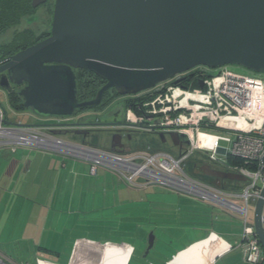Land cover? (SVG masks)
Returning a JSON list of instances; mask_svg holds the SVG:
<instances>
[{
  "label": "water",
  "instance_id": "obj_1",
  "mask_svg": "<svg viewBox=\"0 0 264 264\" xmlns=\"http://www.w3.org/2000/svg\"><path fill=\"white\" fill-rule=\"evenodd\" d=\"M45 1L32 0V7ZM224 66L264 74V0H55L48 37L0 59V90L18 88L23 109L34 117L72 120L101 105L109 91L136 96L196 68ZM76 71L103 83L93 99L79 102ZM84 125L57 126L83 135L78 130ZM169 139L180 144L176 134ZM120 140L113 131L111 150L122 147ZM204 176L243 181L218 171ZM263 203L264 188L253 211L264 253ZM153 245L151 233L143 259Z\"/></svg>",
  "mask_w": 264,
  "mask_h": 264
},
{
  "label": "built area",
  "instance_id": "obj_2",
  "mask_svg": "<svg viewBox=\"0 0 264 264\" xmlns=\"http://www.w3.org/2000/svg\"><path fill=\"white\" fill-rule=\"evenodd\" d=\"M210 70L199 67L130 96L136 100L124 109L122 123L112 126L113 131L132 138V143L119 152L64 141L52 133L70 130L57 126L60 120L47 127L28 125L17 121L19 115H28L8 112L1 104L0 148L11 152L18 148L55 152L89 163L91 175L101 167L130 187L156 186L222 208L241 223L237 247L243 260L263 264L264 253L255 234L253 211L264 188V74L235 66L217 68L215 73ZM143 134L155 136L160 144L170 141V134H176L180 144H170L171 149L166 150L136 143L134 139ZM195 158L191 173L188 166ZM195 164L219 167L220 172L238 175L243 181L217 178L214 179L218 184L205 181L197 176ZM261 223L264 229V203ZM212 236L221 240L214 234L208 238ZM223 243L225 249L221 254L232 249ZM122 249L124 246L110 243L91 247L76 243L67 264H102L107 250L116 257ZM95 250L97 256L92 255ZM127 250L125 264L133 255L131 248ZM0 264L11 263L0 256ZM33 264L57 263L36 257Z\"/></svg>",
  "mask_w": 264,
  "mask_h": 264
},
{
  "label": "crops",
  "instance_id": "obj_3",
  "mask_svg": "<svg viewBox=\"0 0 264 264\" xmlns=\"http://www.w3.org/2000/svg\"><path fill=\"white\" fill-rule=\"evenodd\" d=\"M5 100L7 102V97ZM6 111L11 110L8 107ZM84 126L93 127L94 132L107 131L108 127L105 124ZM75 132L77 130H64L56 136L74 144L96 145V136L91 139L89 136L84 141L83 136ZM103 144L96 146L108 149L110 144L107 140ZM112 174L111 171L99 167L96 174L91 175L89 163L55 152L27 148H18L11 152L0 148V245L33 246L37 257L45 259L44 256L51 254L57 260L60 253L57 248L53 249L56 238L58 243L67 239L71 242L72 249L76 243L85 244L87 247L110 243L131 248L133 251L130 244L112 243L111 236L114 233L112 235L111 232V209L115 210L114 217L117 212H121L122 209L118 207L123 202L121 191L114 190L110 195L109 190L105 189L109 177L115 181L116 177ZM183 207L185 209L180 212L184 213L185 219L182 221L186 220V227L179 226L186 231L184 233L179 228L183 235L178 232L179 236L176 237L178 246L183 245L173 252L186 250V264H245L242 252L237 247L241 239L240 230L218 234L215 228L224 227L222 222L208 218L205 211L192 209L187 200ZM156 231L151 232L154 235L153 248L157 244ZM210 234L216 235L222 241L214 236L208 238ZM223 242L231 245L232 249L221 254L225 249ZM163 250L159 251L162 253ZM69 252L72 254V250ZM175 254L171 253L173 257L163 260V264L171 262ZM219 254L221 255L218 256ZM46 260L56 263L54 260Z\"/></svg>",
  "mask_w": 264,
  "mask_h": 264
},
{
  "label": "rangeland",
  "instance_id": "obj_4",
  "mask_svg": "<svg viewBox=\"0 0 264 264\" xmlns=\"http://www.w3.org/2000/svg\"><path fill=\"white\" fill-rule=\"evenodd\" d=\"M51 7L52 8L50 12H48L46 8L36 10L31 15V17L23 19L20 25L13 27L6 31L4 34L0 35V45L9 43L13 37L26 29L31 30L36 35L49 34L52 24L53 1ZM210 71L211 73H215L217 70L213 69ZM0 94H2V96L0 95V104L8 109L7 102L1 90ZM123 98L124 97H119L102 112L83 113L79 116L74 117L73 120H75L76 123H78V121L80 120L82 124H105L109 127L119 125L124 119V110L122 103ZM25 113H27L26 115L28 116L26 117L19 115L17 121L20 120L22 123L34 126L48 124L47 120L45 119L33 117L30 112ZM11 117L15 119L12 115ZM99 128L103 129L101 127ZM94 136H96L94 138V142L96 143V145L103 146V142H105L106 140L110 144L112 132H109V130L93 132L91 133L90 139ZM134 140L137 141L136 143H148L157 145L166 150L171 149L170 141H167L165 144H160L155 136L149 134L138 135ZM124 143L125 145H127L128 143H132V141ZM128 147L129 146H127L126 149H129ZM194 160H196V158ZM188 168L190 172L193 171V166L191 164H189ZM114 176L117 179L115 178L114 181L111 179V177H109L105 189L109 190L110 195L113 194L114 190L116 192L121 191L123 193L121 201L123 202L122 205L118 207L119 209H122L121 212H117L114 217L113 214L115 210L111 209V232L112 235L113 233L114 235H116V237H114V235L111 237L112 243H125L133 246L134 253L128 264H163V260L171 259V257H173V255H170L171 253L176 254L174 255V259L170 264H186V250L173 252L175 249L177 250L181 247V245H183L179 244L178 246L177 243H179V241L176 237L179 236L178 232H181V235H183V232L185 233L186 231L184 227L179 226L185 225L186 227V220L185 222L182 221L185 219V216H183L184 213L180 212L185 209V207L183 206L186 205V200L187 203L190 204L192 209L195 208L197 211H205L207 213L205 216H207L208 218L212 217V220L222 222L224 227L221 228L217 226V228H215L216 233L227 234L231 231H242L241 223L239 222L237 217L232 213L223 210L222 208L212 205L209 206L203 202L197 201L193 198H189L185 195L169 193L156 186H148L140 190L136 187L128 186L121 179H119L117 175L114 174ZM199 178L218 184V180L214 178H207L203 176ZM188 200L190 201L188 202ZM114 218L116 219V221H114ZM119 222L121 226L119 225ZM217 225L221 224L217 223ZM179 228H182V230L184 231L182 232V230H180ZM154 230H157V244L147 255V257L143 259L147 238L149 234H151V232ZM47 232L46 234H48ZM71 246V242H68L67 239H63L60 243H58V239L56 238L54 240L53 249H58L60 258L57 260L56 256L51 254L50 256L47 255L44 257L45 259L54 260V262L58 264H67L71 256V252L69 251L73 250ZM34 249L35 248L33 246L14 247L0 245V256L8 259L11 264H33L35 258L38 256L36 254V249ZM127 249L128 247H124V249H122L116 257H114L111 252L109 253L108 251H106L102 258L103 262L101 261L102 264H125L128 259ZM159 250H163L162 253ZM159 252L160 254H158ZM92 255L97 256L98 250L92 252Z\"/></svg>",
  "mask_w": 264,
  "mask_h": 264
},
{
  "label": "trees",
  "instance_id": "obj_5",
  "mask_svg": "<svg viewBox=\"0 0 264 264\" xmlns=\"http://www.w3.org/2000/svg\"><path fill=\"white\" fill-rule=\"evenodd\" d=\"M32 13L30 0H0V35L9 29L20 25L23 19L31 17ZM47 35H36L31 30H23L12 40L4 45H0V59H6L17 52L26 49ZM76 89L79 102L88 101L94 98L96 92L102 87L103 83L97 80L92 74L85 71H76ZM113 91L104 94L101 105L86 109L78 113L102 112L108 108L116 99H118ZM136 98L124 97L122 100L123 110L132 105ZM7 105L11 111L16 114H23L26 111L22 107V101L18 98L16 90L7 95ZM97 147L96 145H93ZM195 160L190 164L194 167ZM195 170V169H194ZM190 172V171H189ZM193 173V171L191 172Z\"/></svg>",
  "mask_w": 264,
  "mask_h": 264
},
{
  "label": "flooded vegetation",
  "instance_id": "obj_6",
  "mask_svg": "<svg viewBox=\"0 0 264 264\" xmlns=\"http://www.w3.org/2000/svg\"><path fill=\"white\" fill-rule=\"evenodd\" d=\"M52 1H53V10H54L55 0H46L44 4H41V5H39V6L35 7V8L32 7V0H30V5H31V8H32V13L30 15H28V16H31L36 10L42 9V8L43 9L46 8L47 11L50 12V10L52 8L51 7ZM52 16H53V13H52ZM48 35L49 34H47L46 37H48ZM46 37H44L43 39H45ZM43 39H41V40H43ZM1 60H3V59H1ZM15 90H19V89L18 88H14L13 91H15ZM3 95L5 97H7L8 93L3 92ZM77 116H79V115H77ZM54 121L56 122L58 120L50 119V120H47V123L50 124V123H52ZM58 122H59L58 125H72V124H76L75 120H73V119L72 120H69V121H66V120L61 121L60 120ZM78 123H81V121L79 120ZM80 128L81 129L78 130V131H79V133L80 132H83L84 133L83 135H82V133H80V135L83 136L84 141L87 140V138H89V136H91V133H93L95 131L93 129V127H85V126H82ZM73 130L74 129H70V130H68V132H72ZM107 130H109V132H112L113 133V130H112V127L111 126L110 127L108 126ZM57 132H60V131H57ZM119 135L121 136L120 143H121L122 147L120 149L119 148H115V149L111 150L110 145H109V147H108L109 150L119 152V151L122 150V148L125 147V143L124 142H129L132 139L130 137L123 136L122 133H119ZM195 169H196V174H197L198 177H202V176L205 177L204 176V173H209L210 171H218V172H220L219 167L212 166V165H205V164H195Z\"/></svg>",
  "mask_w": 264,
  "mask_h": 264
}]
</instances>
